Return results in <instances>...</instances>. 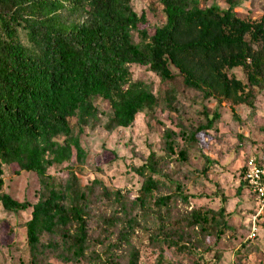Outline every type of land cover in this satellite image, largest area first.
Returning a JSON list of instances; mask_svg holds the SVG:
<instances>
[{
	"label": "trees",
	"instance_id": "trees-1",
	"mask_svg": "<svg viewBox=\"0 0 264 264\" xmlns=\"http://www.w3.org/2000/svg\"><path fill=\"white\" fill-rule=\"evenodd\" d=\"M244 2L252 3L250 12L237 11ZM200 3L150 0L149 9L161 13L151 22L133 0H0V205L8 212L31 208L23 225L26 264H138V231L182 251L198 249L191 229L200 243L204 232L219 240L227 229L224 208L219 221L202 208L170 220L175 194H154L165 184L159 178L163 155L154 151L136 167L144 182L132 199L101 178L83 183L80 176L88 156L84 129L129 127L139 113L158 108L173 117L177 79L218 103L251 105L252 90L264 88V0H224V8ZM132 65L152 73L159 89L134 77ZM235 68L245 80L229 73ZM97 99L109 107L103 122ZM202 114L204 123L180 125L177 135L164 129L167 156L187 162L186 143H197L220 118L217 108ZM246 161L237 193L248 188ZM4 166L36 176L34 203L4 192ZM183 188L175 184L186 202Z\"/></svg>",
	"mask_w": 264,
	"mask_h": 264
},
{
	"label": "rangeland",
	"instance_id": "rangeland-1",
	"mask_svg": "<svg viewBox=\"0 0 264 264\" xmlns=\"http://www.w3.org/2000/svg\"><path fill=\"white\" fill-rule=\"evenodd\" d=\"M149 1L133 0V6L138 12L145 11L151 22H155L161 13L159 9H149ZM211 3L222 8L226 6L224 0H201L200 5ZM252 8V3L244 2L237 11L246 13ZM131 71L134 77L152 82L154 89H159L158 80L152 73L135 65L131 66ZM229 73L245 80L240 68ZM176 82L179 93L175 102L177 112L173 117L168 118L167 112L158 108L148 114L139 113L129 127L105 131L99 124L84 129L82 144L88 156L80 175L82 182L101 178L110 190H120L132 199L139 194L144 182L136 167L145 162L151 151L163 155L159 161V178L165 184L154 194H175L170 220L199 208L211 210L217 217L219 208H224L227 229L223 230L219 240L204 232L202 243L198 241L200 235L191 229L189 240L198 244V249L182 251L165 247L160 242L153 243L148 239V233L138 231L135 237L139 249L138 264H156L160 253L161 264H264V212L256 220L255 236L248 238L250 220L257 206L245 184L237 193L243 182L240 172L244 162L253 157L264 164V88L252 90L251 105L232 104L229 100L221 103L214 98L203 100L199 92L183 88L181 80ZM95 105L102 122L105 121L110 115L108 105L100 99L95 100ZM216 108L220 118L214 126L201 131L196 137L197 143H186V163L177 160L176 153L167 156L164 129H173L177 135L180 125L189 128L204 123L203 109L212 113ZM3 170L4 192L18 201L34 203L38 190L36 176L24 171L14 174L7 166ZM51 173L63 177L66 171L51 169ZM178 182L184 185L186 202L175 189ZM30 214V207L8 212L0 205V264H26L28 250L23 225ZM148 222L154 224L151 220ZM54 264L64 263L54 261Z\"/></svg>",
	"mask_w": 264,
	"mask_h": 264
},
{
	"label": "built area",
	"instance_id": "built-area-1",
	"mask_svg": "<svg viewBox=\"0 0 264 264\" xmlns=\"http://www.w3.org/2000/svg\"><path fill=\"white\" fill-rule=\"evenodd\" d=\"M244 180L257 206L256 213L250 220L248 235V238H253L256 231V220L264 212V167L259 166L252 157L248 158L245 163Z\"/></svg>",
	"mask_w": 264,
	"mask_h": 264
}]
</instances>
